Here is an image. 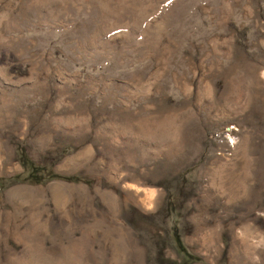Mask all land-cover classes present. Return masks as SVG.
Returning a JSON list of instances; mask_svg holds the SVG:
<instances>
[{
    "label": "rangeland",
    "instance_id": "374dc122",
    "mask_svg": "<svg viewBox=\"0 0 264 264\" xmlns=\"http://www.w3.org/2000/svg\"><path fill=\"white\" fill-rule=\"evenodd\" d=\"M0 264H264V0H0Z\"/></svg>",
    "mask_w": 264,
    "mask_h": 264
},
{
    "label": "trees",
    "instance_id": "16d2710c",
    "mask_svg": "<svg viewBox=\"0 0 264 264\" xmlns=\"http://www.w3.org/2000/svg\"><path fill=\"white\" fill-rule=\"evenodd\" d=\"M192 256H193V258H195V259L198 257V256H196V255H192Z\"/></svg>",
    "mask_w": 264,
    "mask_h": 264
}]
</instances>
